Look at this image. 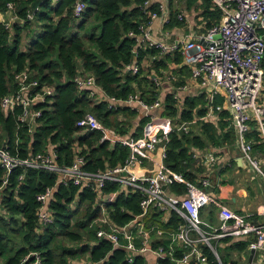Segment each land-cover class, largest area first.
Listing matches in <instances>:
<instances>
[{
  "label": "trees",
  "instance_id": "16d2710c",
  "mask_svg": "<svg viewBox=\"0 0 264 264\" xmlns=\"http://www.w3.org/2000/svg\"><path fill=\"white\" fill-rule=\"evenodd\" d=\"M76 1L0 0V12L7 9L8 3H13L21 19H26L29 9L40 7L35 20L42 23L40 32L24 50L22 31L31 22L25 20L21 25L14 24L12 29L0 21V147H8L14 155L26 158L44 153L47 146L52 144L58 163L71 165L78 144L83 148L81 154L86 158L83 169L99 172L124 163L130 155V148L121 142L102 140L99 131L86 130L78 126V122L91 113L104 125L126 135L132 125L128 122L122 126L119 115L124 114L130 119L136 116V111L130 107L109 108L106 101L95 102L87 89H79L76 78L89 72L109 97L126 99L131 94L139 93L144 101L152 103L158 97L153 79L143 74L142 69L132 74L125 67L133 61L140 63L145 56H151L159 73L167 68L166 61L179 64L182 56L161 57L157 48L139 47L136 39L129 36L131 31L139 33L140 24L148 22L144 12L147 10V0H83L87 7L80 18L74 14ZM195 1L188 0L189 7ZM156 6L152 5L148 9L157 10ZM209 6L208 3L204 11L206 17L218 20L221 10H212ZM77 19L80 21L77 22ZM172 20L171 17L167 25ZM135 50H138L137 58ZM262 65L264 68V58ZM24 70L30 72L31 77L41 85L55 89L52 103H39L33 107L41 110L35 131L31 125L20 122L22 106L17 105L13 111L5 112L1 105L5 96L17 91L15 74ZM179 71L189 74L187 66L181 67ZM184 83L180 81L176 85ZM199 99L206 106L205 99ZM197 103V100L186 99L185 107L179 110L175 95L168 94L164 100V114H180L181 121L191 123ZM206 111L207 107L198 113L203 115ZM221 115L226 120L220 123L221 131L213 124L202 123L203 137L174 128L162 151L165 153V163L192 179L190 168L195 161L190 145L204 151L209 144L217 146L236 138L234 129L228 127V112L223 111ZM146 121L147 118L142 120L141 126L134 132V138L141 135ZM79 132L83 134L75 138ZM6 175L7 184L0 198V264H78L76 260L82 259H86L87 264H148L144 254L134 255L130 262L125 250L114 248L108 239L97 237L100 226L93 222L100 214V209L93 206L97 194L92 190H81L72 182L57 183L56 172L26 166H19L9 174L0 166V187ZM177 186L182 191V186ZM47 188L53 189L49 205L54 211V220L40 228L37 218L40 202L37 196ZM117 188V183L109 182L105 191ZM139 198L138 194L128 191L119 195L115 210L111 212L117 224L126 223L140 212ZM75 201L77 206L73 208ZM122 208L127 212L122 211ZM177 223L178 219L173 217L170 225L176 227ZM219 241L226 243V255L221 256L224 264L230 251L245 250L248 245L245 241L230 243L229 238ZM155 243L165 249L169 245L168 240L158 239ZM201 247L209 260L218 264L211 248L207 245ZM184 251L176 248L173 253L175 260L160 259L158 264H178L176 260L182 258Z\"/></svg>",
  "mask_w": 264,
  "mask_h": 264
},
{
  "label": "built area",
  "instance_id": "2783aa9c",
  "mask_svg": "<svg viewBox=\"0 0 264 264\" xmlns=\"http://www.w3.org/2000/svg\"><path fill=\"white\" fill-rule=\"evenodd\" d=\"M52 1L55 3L58 0ZM151 1L145 2L147 10L144 12L148 22L140 24L139 33L131 31L129 36L136 39L139 47L157 48L161 57L176 54L182 56V62L175 64L174 68L187 66L190 69V78L202 90L207 103L206 118L215 117L222 111L229 113L240 152L264 183V105L259 102L264 88V0H211L213 9L221 10L220 21L214 22L205 32H192L173 39L167 38L170 31L164 29L171 21L169 6L160 4L157 10H150L148 8L152 6ZM86 7L83 0H77L74 6L75 16L80 18ZM7 9L14 11L15 18H19L13 3H8ZM39 10L40 7L29 9L26 19L19 20L23 23L25 20L34 22ZM176 18L178 21H185L183 12H177ZM155 19L162 22L161 34L152 32ZM5 24L7 28H11L10 22ZM137 51H134L136 58ZM140 69L138 61L125 67L132 74H137ZM173 72V69L161 70L151 78L155 86H160L163 78L170 81L177 79ZM14 80L17 91L3 98L2 108L8 112L17 105L22 106L23 113L19 120L30 124L34 117L38 119L41 115V110L33 107L50 102L55 89L41 85L27 70L16 73ZM76 80L80 90L87 89L95 102L106 101L109 108L125 104L132 108L137 106L148 113L163 105L160 98L148 103L139 93L131 94L126 99L109 97L91 73L79 75ZM187 87L186 82L178 86V89ZM218 97H221V103L218 102ZM78 126L99 131L102 140L121 142L130 148V155L124 163L113 168L90 172L83 169L86 158L82 154L71 165H61L55 149L21 158L14 155L8 147L1 146L0 166L7 174L19 166L46 169L60 176L59 183L67 184L71 181L81 189L88 188L96 192L98 197L95 205L101 211L95 220L100 224L97 237L108 239L114 248L124 249L130 262L134 255L147 253L154 254L157 262L165 258L175 260L173 253L179 248L185 251L182 258L176 260L178 264H213L201 247L207 245L219 263V255L211 240L227 237L251 238L248 248L264 255V207L254 213H236L207 191V188L213 187L211 176L217 161L214 154L205 155L201 162L204 171L196 182L168 167L164 162V152L159 157L156 155L159 146L165 147L169 140L173 129L171 118L164 114L151 116L144 125L142 136L131 139L108 128L91 113L86 114L78 122ZM177 129L189 132V125L183 122L177 125ZM146 161L154 164L153 173H141ZM109 182L117 183L118 188L105 191ZM6 184L7 177L0 187V198ZM177 185L184 186L182 192L173 190ZM123 191L139 195L140 212L125 224L119 225L110 214L115 210L114 205ZM52 192V188H47L37 196L40 202L37 210L40 228L54 220L53 212L48 208ZM210 205L217 208V224L206 222L201 216L202 210ZM122 211L126 209L122 208ZM172 215L178 219L177 226L172 230L164 228L162 224L166 225ZM147 219L156 223L148 224ZM156 238L169 239L168 248L155 245Z\"/></svg>",
  "mask_w": 264,
  "mask_h": 264
},
{
  "label": "crops",
  "instance_id": "0c3cea01",
  "mask_svg": "<svg viewBox=\"0 0 264 264\" xmlns=\"http://www.w3.org/2000/svg\"><path fill=\"white\" fill-rule=\"evenodd\" d=\"M151 2H152V5H157L156 6L157 8L159 7L160 4L168 5L170 8L171 17L173 18V20L170 24L164 26L165 30L170 31V36L167 37L168 39H173V38L182 36L184 34H189L192 32H205L207 30V28L210 27L214 22L220 21V19H221V17L218 20L206 17L204 11H205L208 3L210 4L209 8L213 10L211 0H196L194 2V4L191 5L190 7L188 4V0H152ZM173 11H174V14L172 15ZM177 12H183L184 13L185 21H178L177 20V18H176ZM16 15H17V13H16ZM78 20L80 21V19H77V22H78ZM0 21L10 22L12 29H13L14 24H19V25L23 24V22H21L19 20V18L18 19L15 18V12L12 10H8V9H6L3 12H0ZM41 26H42V23L39 22L38 20H35L34 22H31V25H29L27 28L23 29V31H22V36H23V44H22L23 47H22V49L26 50L28 48L32 39L36 36L37 33L40 32ZM162 28L163 27H162L161 20L155 19L152 23V32L154 34H156V33L161 34ZM28 31H30L29 34H27ZM171 56H173V55H171ZM153 61H154V58L151 56H145L143 58V60H141L140 66H141V69L143 70V74L149 75L150 77H153L154 74H158L156 72L157 70L154 67ZM166 62H167V68L165 70L170 71L173 69V71H174L173 73L176 75L177 79L174 81H170V79H168V78H163L162 84L160 86H156L155 91L158 93L157 98H160L163 101L162 107L159 109L152 110V111L147 113L137 106L132 108L128 105L123 104L120 107H128V108L130 107L132 110L136 111V116L133 118L127 119V117H125L124 114H120L118 120L121 121V125L122 126L127 125V123L129 122L132 126L129 127L128 134H126V135H121L119 133L118 134L123 136V137H126L128 139L134 138V132L137 130L138 127L141 126L142 120L147 118V121H148L151 118V116L164 114V110H165L164 100L168 94L175 95V98L177 99L176 105L179 108V110H181L182 108L185 107L184 103L186 102V99L197 100L198 105L195 106V108L193 109L194 110V118L191 121V123L187 122L189 125V131H191L193 134H198L202 137L204 136L202 125H201L202 123L213 124L214 126H216L218 128L219 131H221V128L219 126H220V123L224 119V117L222 118V115H221L223 111L220 112L219 114H217L215 117H212V118H206V112L203 115H199V113H198L199 110L202 108L204 109L207 106L203 105V103L199 99L201 97H203L205 99V97H204L202 90L190 78V69H189V74H186V73L184 74L182 72L180 73L179 69L181 67L180 68L179 67L174 68L175 64H177V63H175L174 61H169V60ZM79 66L81 68V63L79 64ZM80 70H82V68ZM165 70H163V71H165ZM88 73L89 72H86V74H88ZM180 81H184L185 83L187 82L188 87L186 89H178V87H177L178 85H176V84L179 83ZM100 96H101V94H100ZM217 100L220 103L222 102L221 97H218ZM52 102H53V99L50 101V103H52ZM259 102L264 105V88L261 92ZM206 105H207V103H206ZM11 111H13V110H11ZM164 115H166V114H164ZM228 115H229V113H228ZM166 116L171 118L173 129L177 128V125H180L183 122H186V121H181L180 114H179V116H169V115H166ZM174 120H176V123H173ZM227 120H228V127L233 128L230 124V117L229 116L227 117ZM179 121H180V123H179ZM146 122H145V124H146ZM29 125L32 126V122ZM144 125L142 127V132H141L140 136H142ZM107 127L115 130L112 127H109V126H107ZM228 127H226V128H228ZM85 129L90 130L88 128H85ZM82 134H83V132H79V133L75 134V138H78ZM140 136H138V137H140ZM138 137H136V138H138ZM113 143H115V142L113 141ZM189 147H190L189 149H190L191 155L195 161L192 168H190V170L193 172V178L192 179L188 178L189 180H193L195 182L197 181V178L204 171V166L201 162L205 158L206 154L212 153L217 157V161H216V164L214 166V173L211 176L214 187L207 188V191L214 194V196L217 199H219L221 202H223L224 205H226L227 207H229L230 209H232L236 213H254V212L260 211L264 207V183H263V180H262L261 176L259 174H257V172H255V170L250 168L247 161L243 158V156L240 152V149L238 147L236 138H234L233 140L222 142L221 145H217V146L209 144L207 149L204 151H201V150H199V149H197L191 145ZM163 148L164 147L162 145L159 146L158 152L156 153V155L158 157L163 153L162 152ZM54 149H55V147L52 144H49L45 151H51ZM82 149L83 148L81 146L76 144L75 158L79 154H81ZM194 154L196 157L194 156ZM75 158H74V160H75ZM164 162H165V159H164ZM154 170H155L154 164L150 161H146L145 168H144V170L141 171V173H153ZM57 176H58L57 183H59L60 176L58 174H57ZM6 177H7V175H6ZM69 182H71V181H69ZM176 187H178V186H175L173 188L174 191H176L178 193L182 192V191H179L178 188H176ZM183 189H184V186H182V190ZM81 190H83V189H81ZM94 193H96V192H94ZM51 196H52V194H51ZM97 197H98V194H97ZM97 197H96V200H97ZM77 199H76V201H77ZM76 201L73 203V208H75L77 206ZM95 203H96V201L93 203L94 207H96ZM48 208L53 212V216H54V211L50 207L49 204H48ZM216 211H217V208L214 205H210L209 207L202 210V212H201V215L203 216L202 218L206 222H209L211 224H217L218 220L215 216ZM100 214H101V211H100ZM100 214L98 215V217L100 216ZM173 217H175L177 219L176 216L172 215L169 218V222L166 223V225L162 224V226L166 229H171V230L174 229L175 227L170 225ZM95 220L93 223L98 224L100 226V224L95 222ZM157 222H160V221L157 220ZM146 223L150 224V223H156V222L147 219ZM96 234H97V232H96ZM227 238L230 239V243L238 242V241H245L248 243V245H249V242L251 239L248 237H227ZM158 239L159 240H168L170 243V240L167 238H156V240L154 241V244H156L155 242ZM220 239H223V238H220ZM220 239H218V238L212 239L211 244L219 255L220 261L218 264H224L222 259H221V256L226 255L225 254L226 243L220 242L219 241ZM248 245H247V248L245 250L239 251V250L235 249V250L230 251L228 254L229 256H228L226 264H233L234 262L236 264H264V255L260 252H258V254L255 255L252 252V250H250L248 248ZM119 249H122V248H119ZM144 255L148 259V264H158L154 254L147 253ZM76 263L87 264V260L86 259L76 260Z\"/></svg>",
  "mask_w": 264,
  "mask_h": 264
},
{
  "label": "water",
  "instance_id": "95a60500",
  "mask_svg": "<svg viewBox=\"0 0 264 264\" xmlns=\"http://www.w3.org/2000/svg\"><path fill=\"white\" fill-rule=\"evenodd\" d=\"M38 127V124H37V118L34 117L33 120H32V130L35 131ZM252 252L256 255L258 254L259 251L257 250H252Z\"/></svg>",
  "mask_w": 264,
  "mask_h": 264
},
{
  "label": "rangeland",
  "instance_id": "374dc122",
  "mask_svg": "<svg viewBox=\"0 0 264 264\" xmlns=\"http://www.w3.org/2000/svg\"><path fill=\"white\" fill-rule=\"evenodd\" d=\"M42 27V26H41ZM173 123H176V120L173 121ZM214 187V186H213ZM202 216V215H201ZM203 217V216H202Z\"/></svg>",
  "mask_w": 264,
  "mask_h": 264
}]
</instances>
